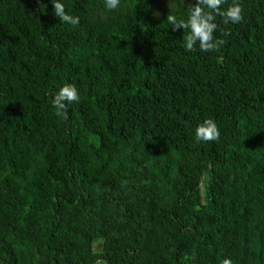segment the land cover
I'll list each match as a JSON object with an SVG mask.
<instances>
[{
    "label": "trees",
    "instance_id": "16d2710c",
    "mask_svg": "<svg viewBox=\"0 0 264 264\" xmlns=\"http://www.w3.org/2000/svg\"><path fill=\"white\" fill-rule=\"evenodd\" d=\"M162 1L0 0V264H264V0L211 52Z\"/></svg>",
    "mask_w": 264,
    "mask_h": 264
},
{
    "label": "clouds",
    "instance_id": "9594fccd",
    "mask_svg": "<svg viewBox=\"0 0 264 264\" xmlns=\"http://www.w3.org/2000/svg\"><path fill=\"white\" fill-rule=\"evenodd\" d=\"M226 0H195V3L187 7V19H178L175 15L168 14L166 21L172 25V31L179 29L185 30L183 41L186 51H193L198 44L199 49L204 52L219 51L226 43L224 39H217L214 33L219 26L215 22L216 17L223 18V24H239L244 20L243 9L239 0H232V4L222 10V5ZM40 3V0H37ZM55 17H58L61 23H67L76 26L80 22L78 16L70 15L66 12L64 4L60 0H51ZM120 5V0H105V6L108 10H115ZM207 9V11L205 10ZM159 12H154V17H159ZM223 36L230 35V32L221 30ZM80 94L77 86L72 83L64 84L51 100V106L55 109L57 117L68 118L67 105L73 102H79ZM220 138V131L217 123L212 118H206L195 129L196 142L217 141ZM221 264H233L229 258H224Z\"/></svg>",
    "mask_w": 264,
    "mask_h": 264
},
{
    "label": "rangeland",
    "instance_id": "374dc122",
    "mask_svg": "<svg viewBox=\"0 0 264 264\" xmlns=\"http://www.w3.org/2000/svg\"><path fill=\"white\" fill-rule=\"evenodd\" d=\"M162 2H163V4H165V3L167 4L168 0H163ZM155 11H157V7H155Z\"/></svg>",
    "mask_w": 264,
    "mask_h": 264
}]
</instances>
